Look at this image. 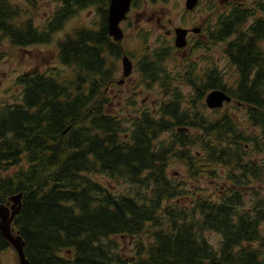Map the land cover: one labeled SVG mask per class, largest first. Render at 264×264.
Returning <instances> with one entry per match:
<instances>
[{
    "label": "trees",
    "instance_id": "1",
    "mask_svg": "<svg viewBox=\"0 0 264 264\" xmlns=\"http://www.w3.org/2000/svg\"><path fill=\"white\" fill-rule=\"evenodd\" d=\"M54 2L53 17L36 26L39 0H0V50L49 44L85 9L100 17L58 44L74 79L20 76L15 103L0 106V204L22 194L12 229L30 264H264V2L217 15L233 79H194L192 67L180 79H137L172 97L157 114L122 116L102 109L110 57L131 56L108 34L110 0ZM213 90L232 98L224 111L204 104ZM174 164L184 177L169 174ZM120 181L126 192L116 191ZM208 232L222 237L217 246Z\"/></svg>",
    "mask_w": 264,
    "mask_h": 264
},
{
    "label": "flooded vegetation",
    "instance_id": "2",
    "mask_svg": "<svg viewBox=\"0 0 264 264\" xmlns=\"http://www.w3.org/2000/svg\"><path fill=\"white\" fill-rule=\"evenodd\" d=\"M260 1L264 2V0ZM186 2L187 0H185L184 3L185 10L181 12V17H184L185 21L184 23H180L181 25H179L178 27H174L171 21L165 22L161 17H158L156 19L155 14L147 17V13L145 11L140 12L139 10H137L138 5H136L135 0H133L126 19L120 24L121 29L123 30V27H125V25L129 22L130 26L132 25L136 31H139V25H142L144 21L153 23L156 20L155 24L157 25V32H161L164 37L161 40L162 42L159 41L151 43L149 39V43L139 44V48H135V54L131 56L121 55L118 59L110 57V66L112 69V75H110V79L112 80L103 93L104 99L102 101V109L104 110V112L113 113V111L116 110L117 112L122 111L123 114H129L132 111H137L139 112V114L147 113L150 115H154L159 113V105H161V101H170L172 97V94H169L168 96H161L159 101L153 102L152 106H148L147 100H139V98H142L143 94L141 88H145V86L140 84L134 85V88H138L133 92L134 95L130 100H128V103L126 104L122 95L123 92L121 91L122 93H118L117 89L120 90L123 85L127 83L128 79H180L182 77V74L187 75V73H185L187 67H192L191 71L194 79H216L217 72L220 71L222 74H225L228 69L231 68L228 59H226L227 63L229 64L227 70L222 71L218 68L217 49L219 45L224 47L225 44H218L216 40L217 15L218 13L229 14L238 7H250L251 5V7H253V4L256 3V0H220L221 5L217 2V0H198L193 10L187 9ZM110 3L111 0L108 6V18ZM218 8H221L222 10L217 11ZM212 9L215 10V13L212 11ZM198 10L201 11V14L203 16H200L198 22L191 23V21H189L187 17L197 12ZM132 12L137 13L134 23H130L129 20ZM140 17L142 18L139 19ZM253 21L254 19H251L248 23V26L252 24ZM179 28L184 29L188 32L187 45L184 48H178L176 46V30ZM195 30L197 32H195ZM124 31L125 29L123 30V32ZM143 32L145 33L141 34L148 35L147 31ZM149 32L152 33L151 30H149ZM117 47L120 50H125L122 43H117ZM143 50H146L147 53H143ZM126 56L130 59L133 65L132 73L128 77L124 76L123 68V60ZM58 62L68 69L65 75H63V73H59L57 69H53L54 71L51 70L49 72L46 71L43 73L34 71L21 76L27 75L30 77L33 76L32 78H35L36 74H47L43 77H40L43 79H60L61 81L65 79H74L75 77L73 75V67L63 64L59 59ZM120 62H122V68L120 67ZM230 72H232V68ZM179 87L182 88L183 86L179 85ZM211 92L212 91L208 92L207 95ZM206 98L204 100V104L207 106ZM116 101H118L116 108L119 107V109L112 110L113 107L110 109L112 104L113 106L116 104ZM225 105L226 104H224L223 108L225 107ZM116 111L113 114L119 115L116 114ZM118 237H120L121 239H126L123 236Z\"/></svg>",
    "mask_w": 264,
    "mask_h": 264
},
{
    "label": "rangeland",
    "instance_id": "3",
    "mask_svg": "<svg viewBox=\"0 0 264 264\" xmlns=\"http://www.w3.org/2000/svg\"><path fill=\"white\" fill-rule=\"evenodd\" d=\"M55 0H39V10L38 16L35 18L36 26H43L45 25L54 15L58 6L60 4L54 2ZM155 1V2H154ZM137 0L136 5H138L137 10L140 12L145 11L147 13V17L152 16L155 14L156 19L161 17L165 22L171 21L174 27H178L181 25L180 23H184L185 18L181 17V12L184 9L185 0ZM220 3V0H217ZM26 4V3H24ZM221 5V3H220ZM27 6L24 5V8ZM137 15L136 12L131 13V17L129 18L130 23H134L135 16ZM201 11L198 10L197 12L193 13L187 19L191 21V23H196L199 21ZM140 17L139 19H141ZM100 17L98 16L96 10L94 8L85 9L79 12L74 17L70 18L64 27L57 31L49 44L40 45L30 47L28 49L20 50V52L10 50V46L8 44H4L2 49L0 50V106L6 104H14L15 99L14 97L20 94L21 89L16 86V79L19 76L24 75L26 73L39 71L41 73L46 71H54L53 69H57L59 73H65L68 69L65 66H62L58 62V44L66 38L68 34H71L75 29L79 28L80 26L91 27L97 21H99ZM156 20L153 23H148L144 21L142 25H139L140 30L136 31L135 28L129 25V22L123 27L125 29L124 39L122 44L124 45L125 50L130 53L131 55L135 54V48H139L140 37H147V42L149 43V39L151 43L159 42L163 39V34L161 32H157V25L155 24ZM149 30H151L150 33ZM143 31H147L148 35L141 34L145 33ZM162 42V41H161ZM217 61H218V68L222 71L227 70L229 64L227 63L226 57L223 54V47L219 45L217 49ZM120 67L122 68V62H120ZM122 70V69H121ZM231 68L225 73L227 79H233L234 72H230ZM119 80V79H118ZM205 80V79H204ZM230 82V81H229ZM137 79H128L127 83L123 85V87L118 90L117 92L122 93L124 97V102L127 104L128 100L132 98L134 95L133 92L138 88H134L136 85ZM185 96H188L190 92H192L189 86L184 85L182 88ZM143 94L142 98L139 100L145 99L147 100L148 106H152L153 102H157L160 100V94L154 92L153 90H148L146 87L141 88ZM122 91V92H121ZM116 104L110 107H113L112 110L119 109L116 108L118 101L115 102ZM133 108V107H132ZM226 106L222 109L224 111ZM116 111V110H115ZM113 111V113L115 112ZM230 113H234L235 110L230 105L229 108ZM116 114L119 115H126L123 114L122 111L117 112ZM238 117H242V113H237ZM170 175H174L175 177H184L185 167L174 164L171 169L169 170ZM98 180L105 181V178L101 176H97ZM106 183H109L108 181ZM115 185V183H112ZM204 186L207 189H210V192H217L219 193L222 190L221 186L217 185H210V183H204ZM117 192H126L127 186L123 181H120L116 186ZM185 204H182V207ZM208 240L214 245L217 246L221 241L222 237L214 232H208L206 234ZM114 240L123 245L126 251H129L133 247V239H121L120 237H113ZM15 251H8L5 253H0V260L1 264H17L18 256L15 255ZM19 264V261H18Z\"/></svg>",
    "mask_w": 264,
    "mask_h": 264
},
{
    "label": "water",
    "instance_id": "4",
    "mask_svg": "<svg viewBox=\"0 0 264 264\" xmlns=\"http://www.w3.org/2000/svg\"><path fill=\"white\" fill-rule=\"evenodd\" d=\"M113 2L114 0H111L109 8L108 32L115 42L121 43L124 39V32L120 24L126 19L133 0H117L115 4H113ZM197 2L198 0H187V9L193 10ZM195 32L197 31L195 30ZM187 33L186 30L181 28L176 30V46L178 48H184L187 45ZM123 62H125L124 76L128 77L132 73L133 65L127 56L124 57ZM212 92H214L215 95H211L210 93L207 95L206 104L209 109H221L225 103L232 102V98L226 92L221 90H214ZM12 200L14 202L11 208L12 212H10L9 203L8 205L6 203L0 204V218L2 219L0 220V234L15 249L19 264H30L25 254V242L23 238L19 234H15L12 229L15 219L22 209V194L14 196Z\"/></svg>",
    "mask_w": 264,
    "mask_h": 264
},
{
    "label": "bare ground",
    "instance_id": "5",
    "mask_svg": "<svg viewBox=\"0 0 264 264\" xmlns=\"http://www.w3.org/2000/svg\"><path fill=\"white\" fill-rule=\"evenodd\" d=\"M116 1H117V0H114L113 4H115ZM113 4H112V5H113ZM245 22H246V21H245ZM65 24H66V22H65ZM238 27H239V26H238ZM123 68H125V62H123ZM210 94H211V95H215L214 92H211ZM211 95H210V96H211ZM210 96H209V97H210ZM207 97H208V96H207ZM206 101H207V98H206ZM13 197H14V196H13ZM13 197H11V198L9 199V201L6 203L7 205H8V203H9V209H10V212H12V211H11V208H12L13 205H14V202H13V200H12ZM0 220H2V219L0 218ZM15 234H16V233H15Z\"/></svg>",
    "mask_w": 264,
    "mask_h": 264
}]
</instances>
